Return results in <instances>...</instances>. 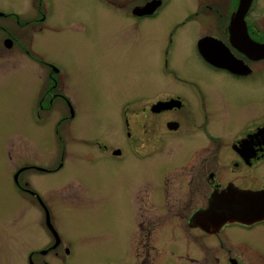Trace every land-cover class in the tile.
Here are the masks:
<instances>
[{"label":"flooded vegetation","instance_id":"flooded-vegetation-1","mask_svg":"<svg viewBox=\"0 0 264 264\" xmlns=\"http://www.w3.org/2000/svg\"><path fill=\"white\" fill-rule=\"evenodd\" d=\"M70 1L80 5L64 3ZM86 1L107 11L118 43L112 53L126 43L140 50L144 41L141 108L121 103L106 114L110 130L91 123L65 83L66 69L32 46L37 32L58 25L57 14L83 15L66 23L75 35L94 28L93 14L60 10L53 0H23L21 9L0 0V68L5 57L23 53L38 69L25 119L49 141L45 152L33 141L35 156L23 165L15 158L6 174L14 206L28 219L38 209L50 237L28 252V264H47L41 257L49 254L68 264L70 249L52 225L51 193L70 189L118 220V243L124 240L132 257L125 264H264L261 209L258 218L214 227L211 219L194 218L228 189L264 192V0H185L172 12L171 0ZM99 47L93 42L88 58L98 56L111 73L112 54ZM137 113L139 121L132 120Z\"/></svg>","mask_w":264,"mask_h":264},{"label":"rangeland","instance_id":"rangeland-1","mask_svg":"<svg viewBox=\"0 0 264 264\" xmlns=\"http://www.w3.org/2000/svg\"><path fill=\"white\" fill-rule=\"evenodd\" d=\"M22 1L4 0L3 6L14 7ZM53 1L60 10L78 7L79 10L93 14L90 23L94 28L83 35L73 34L66 23H70L71 18L83 15L66 10L56 16L61 21L53 17L58 25L36 33L33 49L44 55L42 57L49 58L48 61L56 62L62 69H66L68 80L65 83H70L69 87L75 89L81 103L88 109L91 123L100 122L99 131L110 130L113 123H110L106 114L116 113L121 103H128L129 110L141 108L144 100V41L139 43L140 50L137 49L138 44L126 43L124 46H115L112 53L110 48L118 43L113 39L114 31H110L113 24L106 17L107 11L88 5L86 0H79L78 6L71 4L76 3L74 1ZM184 1L171 0L167 11L184 7ZM15 6L23 8L21 3ZM96 41L100 44L97 48L100 54H112L110 58L113 64L109 69L111 73L102 70V61L98 56L95 59L88 58V49L92 50L93 42ZM101 48H105V52ZM16 58L17 55L14 54L5 57L9 62L0 68V264H28V252L45 247L50 238L39 210L35 211L33 219H28V211H23L21 206L15 207L8 191L12 184L6 174L15 158L23 165L24 161L35 156V150L45 152L49 146V141L41 138V132L38 129L35 132V126L25 119L28 104L37 92L35 87L39 83L38 69H35L29 56L25 54ZM122 61L123 64L120 65ZM261 88L264 89L263 79ZM80 110L82 114L85 113L82 106ZM140 117L141 114L137 113L132 120L139 121ZM46 181L43 177L37 179L36 184L43 185ZM73 192L70 189L66 193H51L52 225L60 234L64 245L70 249L67 263L125 264L132 257L126 251L124 240L121 244L118 243V220L110 218L108 207L100 208L98 212L93 206L89 208L82 196L73 198ZM60 257L61 255L56 257L49 254L41 257V260L47 264H62Z\"/></svg>","mask_w":264,"mask_h":264},{"label":"water","instance_id":"water-1","mask_svg":"<svg viewBox=\"0 0 264 264\" xmlns=\"http://www.w3.org/2000/svg\"><path fill=\"white\" fill-rule=\"evenodd\" d=\"M156 5L149 4L154 8ZM260 51L264 52V45L260 46ZM257 205V207H256ZM261 209V213L259 210ZM264 192H240L228 189L220 195H213L209 200V206L203 214L194 215L195 219H211L210 226H221L227 222H245L247 219L258 218L257 211L263 216ZM200 224V223H195ZM48 228L54 232L47 219Z\"/></svg>","mask_w":264,"mask_h":264}]
</instances>
